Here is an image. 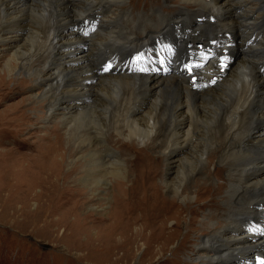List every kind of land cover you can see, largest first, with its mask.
I'll list each match as a JSON object with an SVG mask.
<instances>
[{
    "label": "bare ground",
    "instance_id": "6f19581e",
    "mask_svg": "<svg viewBox=\"0 0 264 264\" xmlns=\"http://www.w3.org/2000/svg\"><path fill=\"white\" fill-rule=\"evenodd\" d=\"M124 2L0 0V43L10 51H0V104L16 75L18 86L31 89L28 103L0 110V140L10 137L11 123L16 133L32 125L48 130L16 159V148H0L3 202L37 177L47 205L88 192L99 209L115 179L129 212L159 223L169 202L188 205L196 195L190 211L202 222L184 237L191 261L183 264H261L264 223L255 221L264 219V0H184L162 11V0H131V10ZM151 57L163 68L156 75ZM204 174L226 181L202 182ZM218 198L223 208H213ZM78 216L68 233L87 243L109 218Z\"/></svg>",
    "mask_w": 264,
    "mask_h": 264
},
{
    "label": "rangeland",
    "instance_id": "374dc122",
    "mask_svg": "<svg viewBox=\"0 0 264 264\" xmlns=\"http://www.w3.org/2000/svg\"><path fill=\"white\" fill-rule=\"evenodd\" d=\"M162 1L159 8L160 11L164 8L168 10L176 9L180 4L184 3V0ZM141 2L140 12L144 10V1ZM130 4L131 0H125L123 7L131 10L132 6ZM187 4L188 7L192 8L190 3ZM148 11L151 13V10ZM203 32L209 35L212 31L205 28ZM21 44L24 43L21 41ZM2 46L3 44L0 43V51L7 53V49ZM83 52L84 48L78 49L73 55L79 56ZM170 57L171 52L166 49L162 59L166 67H169L172 63ZM156 61L158 60L151 57L147 65L153 71L152 74L155 73L154 75L158 71L163 70V68L154 66ZM4 72L0 65V74L4 75ZM5 78L11 79V75L6 73ZM20 78L21 75H16V79H12L10 86L12 88L8 90L0 104V110L19 101L28 103V100L24 99L30 97L31 89L28 88L27 84L18 86L17 80ZM32 117L34 118V116ZM13 126L14 124L11 123L10 137L5 139V141L0 140V148H16V150H13L15 159L33 151V146L28 145L26 142H33L41 134L48 132V130L41 129L37 125H32L20 133H16ZM67 146L65 144V147ZM206 162L209 161L206 160ZM68 167L69 164L65 165L64 171ZM209 169L214 170V164ZM218 172V174L223 173L221 170ZM29 178L28 180H33V183L27 181L26 185L31 186L33 184L31 188L27 190L24 185L17 192H13V198L10 203L5 204L3 202V199L8 194L3 192L0 195V264H183L182 261H191L189 257L191 252L188 251L189 249L183 250L182 245L185 236L192 238L196 235L197 228L202 222V216H199L197 220H193V213L190 211L191 207H196L194 206L196 205V195L191 197L192 201L188 205L185 201L179 199L174 203L169 202L163 208L164 215L160 218L159 223H154L150 222V220L147 222L146 216H141L138 212H129V208L132 205L129 201L122 200V193H119L117 188L113 187L115 179L110 182V189L104 194L106 199L100 201L98 204L100 205L99 209H95L96 207L92 208L88 203L91 197L87 194L88 192H80V194L77 192L74 194L68 193L61 198H51V205H47L43 200L45 195L41 196V188L45 185L43 179L38 178L37 180V177ZM202 178V182L206 181L215 185L224 180L226 181L223 175L209 178L207 174H204ZM4 180V177L0 179V183ZM163 192L168 197L172 195L166 188H163ZM118 194L120 195L119 199L117 197ZM144 194L139 193L140 198ZM216 203H214L213 208L224 207L220 198L216 199ZM10 204L14 206H8ZM116 204L119 207L117 211L115 210ZM231 205H235V202L232 201ZM50 206L51 209L55 208V211H51V215L46 219L41 214L46 213ZM207 207L204 205V208ZM263 208L261 211L262 215L264 213ZM88 212L92 213L93 217L96 216L97 212L104 216H109L100 227H97L101 228V234L99 233L96 236V230L93 231L92 236L94 239L92 240L93 242L90 239V243H87L89 239L86 237H81L79 234L73 236L68 233L74 228H78L77 220L74 221V218L78 215L83 217ZM80 216H78V219ZM93 217H90V220ZM122 221L125 224L117 227V222ZM128 221L130 223L126 224ZM148 223L149 226L147 227ZM255 223L257 226H261L264 223V219L257 220ZM143 228L145 231L142 230ZM244 231L243 229L240 232ZM263 238L264 232L261 236H258L261 241ZM166 239H170V243L164 246V249L163 242ZM145 242L146 244H144ZM147 244H151V246L149 245L148 247ZM162 248L163 250H161Z\"/></svg>",
    "mask_w": 264,
    "mask_h": 264
},
{
    "label": "snow or ice",
    "instance_id": "6c2138e0",
    "mask_svg": "<svg viewBox=\"0 0 264 264\" xmlns=\"http://www.w3.org/2000/svg\"><path fill=\"white\" fill-rule=\"evenodd\" d=\"M111 66L109 65L108 68H105V71H108ZM261 264H264V262H261Z\"/></svg>",
    "mask_w": 264,
    "mask_h": 264
}]
</instances>
